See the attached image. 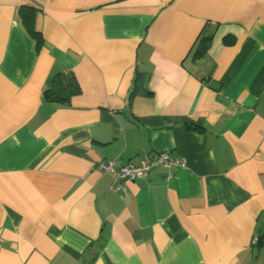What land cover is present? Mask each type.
Returning <instances> with one entry per match:
<instances>
[{"label":"crops","instance_id":"1","mask_svg":"<svg viewBox=\"0 0 264 264\" xmlns=\"http://www.w3.org/2000/svg\"><path fill=\"white\" fill-rule=\"evenodd\" d=\"M0 264H264V0H0Z\"/></svg>","mask_w":264,"mask_h":264},{"label":"built area","instance_id":"2","mask_svg":"<svg viewBox=\"0 0 264 264\" xmlns=\"http://www.w3.org/2000/svg\"><path fill=\"white\" fill-rule=\"evenodd\" d=\"M181 160L173 159L167 152H157L153 155L145 157L137 165H118L116 159L106 161L101 164V168L104 171H110L114 173L116 179L121 180H132L137 177H142L148 174L151 168L156 166H164L168 169V174L166 175V180L168 181L171 177V170L175 166L182 165ZM119 189L124 188L121 185H118Z\"/></svg>","mask_w":264,"mask_h":264},{"label":"trees","instance_id":"3","mask_svg":"<svg viewBox=\"0 0 264 264\" xmlns=\"http://www.w3.org/2000/svg\"><path fill=\"white\" fill-rule=\"evenodd\" d=\"M204 38L202 37V42L200 43V45L195 49V52H194V56L196 57V58H200V57H202L203 55H205V50H206V47H207V45L204 43ZM49 92V90H47V91H45L44 93H45V97L46 98H48V99H50V100H58V101H66V99H67V97H65V96H63V97H61V98H54V97H51L50 96V94L48 93Z\"/></svg>","mask_w":264,"mask_h":264}]
</instances>
